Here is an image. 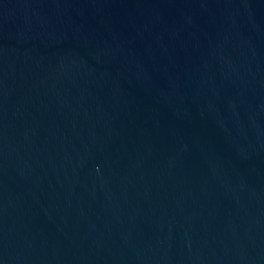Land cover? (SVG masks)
Listing matches in <instances>:
<instances>
[{
    "label": "water",
    "instance_id": "1",
    "mask_svg": "<svg viewBox=\"0 0 264 264\" xmlns=\"http://www.w3.org/2000/svg\"><path fill=\"white\" fill-rule=\"evenodd\" d=\"M0 264H264V0H0Z\"/></svg>",
    "mask_w": 264,
    "mask_h": 264
}]
</instances>
